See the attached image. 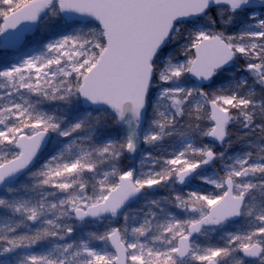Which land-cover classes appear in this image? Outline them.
Instances as JSON below:
<instances>
[{
  "label": "snow or ice",
  "instance_id": "obj_1",
  "mask_svg": "<svg viewBox=\"0 0 264 264\" xmlns=\"http://www.w3.org/2000/svg\"><path fill=\"white\" fill-rule=\"evenodd\" d=\"M0 49V264H264V0H0Z\"/></svg>",
  "mask_w": 264,
  "mask_h": 264
},
{
  "label": "rangeland",
  "instance_id": "obj_2",
  "mask_svg": "<svg viewBox=\"0 0 264 264\" xmlns=\"http://www.w3.org/2000/svg\"><path fill=\"white\" fill-rule=\"evenodd\" d=\"M28 35H29V38H31V34L29 33ZM3 54H4V51H1L0 55H3Z\"/></svg>",
  "mask_w": 264,
  "mask_h": 264
},
{
  "label": "water",
  "instance_id": "obj_3",
  "mask_svg": "<svg viewBox=\"0 0 264 264\" xmlns=\"http://www.w3.org/2000/svg\"><path fill=\"white\" fill-rule=\"evenodd\" d=\"M1 51H4V50H3V49H0V52H1Z\"/></svg>",
  "mask_w": 264,
  "mask_h": 264
}]
</instances>
